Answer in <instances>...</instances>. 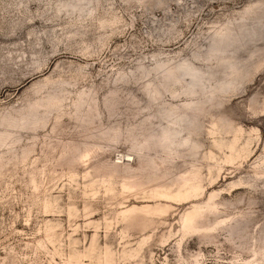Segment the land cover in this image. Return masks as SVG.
I'll return each instance as SVG.
<instances>
[{
    "label": "rangeland",
    "instance_id": "374dc122",
    "mask_svg": "<svg viewBox=\"0 0 264 264\" xmlns=\"http://www.w3.org/2000/svg\"><path fill=\"white\" fill-rule=\"evenodd\" d=\"M0 264H264V0H0Z\"/></svg>",
    "mask_w": 264,
    "mask_h": 264
},
{
    "label": "bare ground",
    "instance_id": "6f19581e",
    "mask_svg": "<svg viewBox=\"0 0 264 264\" xmlns=\"http://www.w3.org/2000/svg\"><path fill=\"white\" fill-rule=\"evenodd\" d=\"M131 188V187H130ZM162 188V187H161ZM161 188H155L156 191H162V192H166V190H162ZM165 189V188H164ZM194 214H191V215H188L187 216V228H193L194 227V224H193V221H194Z\"/></svg>",
    "mask_w": 264,
    "mask_h": 264
}]
</instances>
